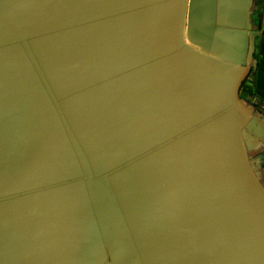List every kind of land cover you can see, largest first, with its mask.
<instances>
[{
    "label": "water",
    "instance_id": "1",
    "mask_svg": "<svg viewBox=\"0 0 264 264\" xmlns=\"http://www.w3.org/2000/svg\"><path fill=\"white\" fill-rule=\"evenodd\" d=\"M257 0H0V264H264Z\"/></svg>",
    "mask_w": 264,
    "mask_h": 264
},
{
    "label": "crops",
    "instance_id": "2",
    "mask_svg": "<svg viewBox=\"0 0 264 264\" xmlns=\"http://www.w3.org/2000/svg\"><path fill=\"white\" fill-rule=\"evenodd\" d=\"M255 23L262 21V32L257 39L255 56L257 70L252 72L241 88V95L264 111V0H257Z\"/></svg>",
    "mask_w": 264,
    "mask_h": 264
}]
</instances>
